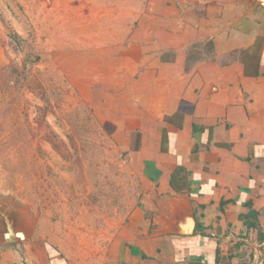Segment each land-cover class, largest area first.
Wrapping results in <instances>:
<instances>
[{
  "label": "rangeland",
  "instance_id": "rangeland-1",
  "mask_svg": "<svg viewBox=\"0 0 264 264\" xmlns=\"http://www.w3.org/2000/svg\"><path fill=\"white\" fill-rule=\"evenodd\" d=\"M156 11L153 0H0V232L11 218L67 264H116L147 181L132 78Z\"/></svg>",
  "mask_w": 264,
  "mask_h": 264
},
{
  "label": "crops",
  "instance_id": "crops-1",
  "mask_svg": "<svg viewBox=\"0 0 264 264\" xmlns=\"http://www.w3.org/2000/svg\"><path fill=\"white\" fill-rule=\"evenodd\" d=\"M153 1L163 11L150 17L132 78L148 115L137 159L147 181L116 264H258L264 11L255 0ZM191 217L193 232H176ZM21 242H0V264H67L43 238Z\"/></svg>",
  "mask_w": 264,
  "mask_h": 264
},
{
  "label": "water",
  "instance_id": "water-1",
  "mask_svg": "<svg viewBox=\"0 0 264 264\" xmlns=\"http://www.w3.org/2000/svg\"><path fill=\"white\" fill-rule=\"evenodd\" d=\"M256 4L264 11V0H255ZM3 229L0 232V242L3 243H13V242H21L27 239L29 236L27 231L21 228H17L13 219L4 218ZM194 228V220L191 217L187 224L180 225L179 228L176 229V232L182 234H191Z\"/></svg>",
  "mask_w": 264,
  "mask_h": 264
},
{
  "label": "trees",
  "instance_id": "trees-1",
  "mask_svg": "<svg viewBox=\"0 0 264 264\" xmlns=\"http://www.w3.org/2000/svg\"><path fill=\"white\" fill-rule=\"evenodd\" d=\"M250 205V203H247V206H249ZM256 212L254 211V210H250L249 211V213H248V216H251V217H256ZM241 218H243V217H241ZM216 260L218 261V253H217V258H216ZM262 264H264V261H262Z\"/></svg>",
  "mask_w": 264,
  "mask_h": 264
},
{
  "label": "built area",
  "instance_id": "built-area-1",
  "mask_svg": "<svg viewBox=\"0 0 264 264\" xmlns=\"http://www.w3.org/2000/svg\"><path fill=\"white\" fill-rule=\"evenodd\" d=\"M258 264H262V261H259Z\"/></svg>",
  "mask_w": 264,
  "mask_h": 264
}]
</instances>
